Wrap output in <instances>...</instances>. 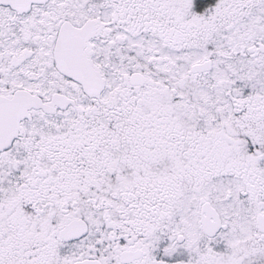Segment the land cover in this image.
<instances>
[{
	"label": "snow or ice",
	"instance_id": "1",
	"mask_svg": "<svg viewBox=\"0 0 264 264\" xmlns=\"http://www.w3.org/2000/svg\"><path fill=\"white\" fill-rule=\"evenodd\" d=\"M0 264H264V0H0Z\"/></svg>",
	"mask_w": 264,
	"mask_h": 264
},
{
	"label": "flooded vegetation",
	"instance_id": "2",
	"mask_svg": "<svg viewBox=\"0 0 264 264\" xmlns=\"http://www.w3.org/2000/svg\"><path fill=\"white\" fill-rule=\"evenodd\" d=\"M214 2V0H208V3L209 4H211V3H213Z\"/></svg>",
	"mask_w": 264,
	"mask_h": 264
}]
</instances>
